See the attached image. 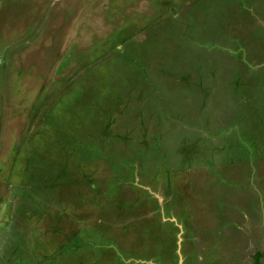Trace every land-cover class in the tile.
I'll use <instances>...</instances> for the list:
<instances>
[{"label":"rangeland","instance_id":"rangeland-1","mask_svg":"<svg viewBox=\"0 0 264 264\" xmlns=\"http://www.w3.org/2000/svg\"><path fill=\"white\" fill-rule=\"evenodd\" d=\"M0 264H264V0H0Z\"/></svg>","mask_w":264,"mask_h":264},{"label":"bare ground","instance_id":"bare-ground-1","mask_svg":"<svg viewBox=\"0 0 264 264\" xmlns=\"http://www.w3.org/2000/svg\"><path fill=\"white\" fill-rule=\"evenodd\" d=\"M181 263H182V260H181Z\"/></svg>","mask_w":264,"mask_h":264}]
</instances>
